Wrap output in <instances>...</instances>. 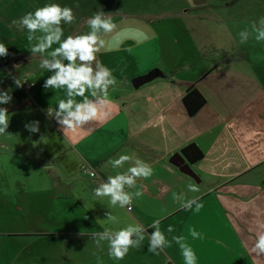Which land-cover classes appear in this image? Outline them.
<instances>
[{
  "label": "crops",
  "instance_id": "0c3cea01",
  "mask_svg": "<svg viewBox=\"0 0 264 264\" xmlns=\"http://www.w3.org/2000/svg\"><path fill=\"white\" fill-rule=\"evenodd\" d=\"M208 2L190 0L167 17L161 0H0V42L9 51L0 57V91L9 90L13 98L0 104L11 114L6 130L11 136L0 137V264H184L175 244L159 256L149 252L147 236L123 260L109 258L107 242L97 247L90 238L93 231H103L102 222L112 226L107 212L119 219V227L138 222L148 234L154 231L149 225L160 219L168 239L185 237L197 264H264V255L251 251L264 225V62L250 67L247 44L230 47L200 35L175 42L173 29H162L191 4L194 11ZM47 3L73 7L77 22L64 25L66 36L90 31L85 21L99 11L118 25L105 37L108 50L98 55L118 83L109 89L104 113L83 131L63 133L47 116L46 109L55 110L64 93L42 87L51 73L39 67V55L30 57L27 31L12 24ZM214 4L232 6L231 0ZM231 23L246 22L235 18ZM178 44L180 52L174 49ZM151 72L153 80L133 86V80ZM15 78L26 80L30 91L17 88ZM191 88L206 99L193 117L182 102ZM37 120L38 133L25 129ZM189 144L203 153L190 164L195 179L170 163ZM120 155H133L153 168L149 179L138 181L143 195L133 199L131 210L93 197L108 176L129 167L113 169L108 163ZM190 184L199 192H190ZM180 194L199 198L203 207H181L174 200ZM169 225L172 234L166 231ZM193 229L199 238L191 236Z\"/></svg>",
  "mask_w": 264,
  "mask_h": 264
},
{
  "label": "clouds",
  "instance_id": "9594fccd",
  "mask_svg": "<svg viewBox=\"0 0 264 264\" xmlns=\"http://www.w3.org/2000/svg\"><path fill=\"white\" fill-rule=\"evenodd\" d=\"M74 7L78 9L80 4L76 3ZM76 22L77 16L73 7L61 6L58 3H47L37 7L34 12H27L18 20L12 21L19 30L27 31V51L30 57L39 55V67L51 73L42 87L45 90H59L64 93V97L57 100L55 110L50 106L46 109L47 116L56 120L63 133L86 130L90 122L98 121L109 104V89L114 88L118 83L113 70L98 59L102 51L108 50V41L105 37L114 33L118 25L113 22L110 15L99 11L85 21L90 31L86 34L66 36L64 25H72ZM250 29L246 28L238 33L241 44L246 43L250 38L258 42L264 41V17L258 22H253ZM8 55V47L0 42V57ZM14 84L17 88L23 85L18 78L14 79ZM12 99L9 90L0 91V104H10ZM10 119L11 114L8 109L0 107V137L11 136L6 131ZM39 124L38 120L26 123L25 129L30 133H38ZM108 163L113 169L123 168L126 163L129 167L126 171L108 176L106 182H101L93 190V197L108 198L109 207L130 208L133 199L143 195L142 190L137 188L138 181L149 179L153 175V168L133 155H120L118 159H111ZM92 175L94 176L95 173L93 172ZM134 188L137 189L134 193L126 190ZM188 190L196 193L199 192V187L190 184ZM174 200L186 209H192L194 205L195 211H199L203 207L199 198L185 199L184 194L174 195ZM106 217L112 226L105 227L102 222L103 231H93L90 238L95 241L97 247L101 246L102 241L107 242L109 258L123 260L130 249L139 250L147 236L149 252L159 256L161 252L175 244L180 250L184 264H197L196 253L185 242V237L171 235V239H168V235L161 230L160 219L154 220L149 225L154 231L148 234L143 224L132 222L119 227V219L111 212H107ZM260 227L261 230L257 232L251 249L258 256L264 255V225ZM166 231L172 234L173 226L169 225ZM190 234L194 239L200 237L194 229Z\"/></svg>",
  "mask_w": 264,
  "mask_h": 264
},
{
  "label": "rangeland",
  "instance_id": "374dc122",
  "mask_svg": "<svg viewBox=\"0 0 264 264\" xmlns=\"http://www.w3.org/2000/svg\"><path fill=\"white\" fill-rule=\"evenodd\" d=\"M161 1L163 5L167 7L166 11L164 10L167 17H170L169 15L175 16L174 14H178L176 13V10L172 9H175L177 6L183 4L185 6V3L190 2V0ZM215 2L216 0H209L207 7L193 9L194 11L190 10V8H192L191 4L189 8H186L189 10L186 14L180 13L179 17L181 18L176 20H166L162 24V29L164 30L165 27L170 26V28L173 29L172 38L175 42H180L181 40H185L193 35H200L202 38L206 36L207 39L211 37L214 41L219 40L220 43H225V45H229L231 47V44L233 43H236L237 45L241 44L240 37L238 35L241 30L246 28L251 30L250 25L253 22H258L261 17H264V0H231L232 6L229 8H225L222 4H214ZM164 11L161 10L160 14H163ZM235 18H244L246 23H242L241 27H236L233 23H231V20H234ZM180 20H183L182 22L184 26L182 28L180 27ZM171 29H166L169 34ZM189 42L191 41L189 40ZM245 44L248 45L247 51L249 53V59H253V64L251 63L250 67L253 68L255 65L259 67V61L260 63L264 62V41L258 42L254 38H250L246 43H243V45ZM188 45L189 43L186 44V47ZM179 47L180 46L178 44V47L175 46L174 49L177 48V51L180 52ZM182 51H185V49ZM191 52H193L192 49L190 50V53Z\"/></svg>",
  "mask_w": 264,
  "mask_h": 264
},
{
  "label": "trees",
  "instance_id": "16d2710c",
  "mask_svg": "<svg viewBox=\"0 0 264 264\" xmlns=\"http://www.w3.org/2000/svg\"><path fill=\"white\" fill-rule=\"evenodd\" d=\"M195 4L204 3L206 0H193ZM227 1V0H221ZM0 69H3L0 65ZM182 102L184 104L186 113L189 117L195 116L205 105L206 99L195 88L189 89L183 96ZM181 155L189 164H195L202 160L203 153L194 144H189L181 150Z\"/></svg>",
  "mask_w": 264,
  "mask_h": 264
},
{
  "label": "water",
  "instance_id": "95a60500",
  "mask_svg": "<svg viewBox=\"0 0 264 264\" xmlns=\"http://www.w3.org/2000/svg\"><path fill=\"white\" fill-rule=\"evenodd\" d=\"M156 74L154 72L148 73L144 76H140L138 78H136L135 80H133L132 84L135 88H138L139 86L150 82L151 80H153L155 78ZM182 155L180 154H174L171 159H170V163H172L175 166H178L179 168H181V171H183L184 173H186L188 176L192 177V178H196V173L192 170L191 165L189 163L182 165L181 162V157Z\"/></svg>",
  "mask_w": 264,
  "mask_h": 264
},
{
  "label": "built area",
  "instance_id": "2783aa9c",
  "mask_svg": "<svg viewBox=\"0 0 264 264\" xmlns=\"http://www.w3.org/2000/svg\"><path fill=\"white\" fill-rule=\"evenodd\" d=\"M22 83H23V85H22L21 87H22L25 91H30V84H29L26 80L22 81ZM89 173H90V176L94 177V176L92 175L93 172H89ZM131 208H132V207L127 208V209H128V210H131Z\"/></svg>",
  "mask_w": 264,
  "mask_h": 264
}]
</instances>
